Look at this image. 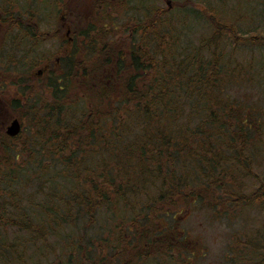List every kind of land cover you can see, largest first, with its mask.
Returning a JSON list of instances; mask_svg holds the SVG:
<instances>
[{"label": "rangeland", "instance_id": "obj_1", "mask_svg": "<svg viewBox=\"0 0 264 264\" xmlns=\"http://www.w3.org/2000/svg\"><path fill=\"white\" fill-rule=\"evenodd\" d=\"M73 1L76 3H72ZM98 1L0 0V132L5 134L4 130L10 126L13 117H17L21 123L19 137L8 136L9 139L11 138L9 140L1 135L4 139L0 138V145H12L17 148L16 153H18V144L26 141L27 135L31 138L35 134V124L38 119L43 117L40 112L44 103L54 101V85H49L50 78L56 77L58 80L57 87L61 89L63 95L60 100L68 101L72 96L82 97L83 75L91 77L90 84L108 78L117 86L116 82L121 81L117 78L118 73L120 78H124L127 72L132 73L129 66L120 72L116 71L114 63H102V54H93V52L98 47L97 43L101 38H103V42L119 39L122 41L119 44L126 46L128 40L133 36L134 26L139 24L137 22L143 21L142 24H144L150 19L151 5L160 12H165L166 9H172V12L179 9L188 10L189 13L194 11L196 16L184 13L185 21L182 22L183 31L189 35L193 42H197L201 36L206 40L204 42L206 45L210 46L212 43L211 28L205 23V16L210 17V15L203 13V8L207 3L214 11L217 9L218 18L222 15L223 19L230 21H232L231 17H234L232 12L240 11L242 20L238 26L242 33L245 36L264 37V0H169L170 7L166 3L168 0H143L142 5L136 0H118L108 1L104 6L103 4L99 6L100 2ZM185 1L186 4H184ZM90 2L93 5L90 6V11L83 15V20L72 17L68 12L70 7L74 8L77 5H82V9L86 10V3ZM240 4H245V6L242 8ZM63 9L67 10L71 25L70 35L73 37L70 48L72 54L68 58L70 65L66 68L61 59L60 64L53 66L47 75H36L38 67L49 61V63L53 62L57 56H61V58L63 56L61 47L63 43L59 38L62 36L66 39L64 29H61L59 24ZM227 11H229L228 14ZM103 12H109V16L104 20L101 19ZM223 19L220 18L222 22ZM30 20H37V29L40 32L50 30L51 35L38 37L37 41L33 38L36 36L33 31L30 34L21 33V30H31L25 25V22ZM145 26L149 29L147 31L153 29L149 24ZM59 28L61 31L56 32ZM260 42V44H242L240 46L230 42L221 50L225 54L223 59L230 63L225 70L226 76L228 75L225 92L232 95L234 100L249 106L251 111H247L246 115H249L250 120L256 124V126L247 129L248 132L245 133L247 144L243 145L241 142L243 145L241 153L246 158V171H251V175L247 178L245 176L241 182V194L245 197L255 189L259 182L264 181V40H260ZM110 43L109 45H111ZM123 47L119 49L122 51ZM87 48L89 49L87 50ZM91 48L92 50H90ZM185 49H187L185 57L190 58L191 50L187 47ZM84 58H87L86 62H84ZM155 59L157 61V64L154 63L155 71H158L160 66L168 65L167 63L160 64L159 56L155 55ZM111 60L113 62L112 57ZM145 61L143 62L146 63ZM126 62H128L127 58ZM104 64L105 67H102ZM174 66L168 67L169 72L174 71ZM168 69L165 70L167 73ZM146 78L150 80L151 77ZM143 79L141 76L138 78L139 81ZM172 79H178V77L172 74ZM27 105L33 107L34 112L28 113ZM72 109L78 111V117L81 119L82 113H84L82 102L72 105ZM207 109L201 110V118L196 120L201 125L199 130L205 132L209 127L217 133L221 127L219 130L217 129L216 124L212 122V117H217L221 111L216 106L210 107L208 111ZM5 111H8L12 117L8 119L5 129H2L1 121L6 122L8 116ZM237 116V120L245 118L244 114ZM232 123L236 122L233 120ZM191 146L200 148L199 145H196V140L195 145ZM222 146L227 150L229 145ZM141 147L149 151L145 153L147 158L144 164L146 169L148 166L150 170L152 161L150 145H136L131 154L138 155L137 151ZM26 148L32 151V145H28ZM26 148H21L25 152H19L16 160L18 165L24 166L27 163L25 156L30 154ZM44 151L46 155H49L46 149ZM65 153L66 149L55 152L52 158H57L59 160L57 162L61 164L52 163L49 169L51 173L45 176L29 173L36 171L34 166L37 167L35 160H32V164H29L30 167L27 170L30 182L24 187L17 185L18 193L21 195L19 196L21 204L17 202L15 204L13 201L14 205H12L13 202L5 196L0 200V264H94L95 260L100 262L102 258H106L107 264H142L143 261L145 264H252L251 249L249 246L243 247V243L247 241L248 233L252 234L254 230L264 226V207L255 202L242 207L243 201L236 205L237 202L233 203L232 199L228 200L225 195H222L224 187L228 186L230 182L233 183L235 178L228 179L227 176H221L223 189L215 193L209 190L208 185L204 187V190H198L197 193L201 196L202 202L194 203L193 198H188L184 205L182 200L174 205L178 198L183 199L184 192H189L191 187L193 190L194 184L202 180L197 171H190L191 181L194 184L181 188L179 193L170 197L172 190L170 186L172 185L167 175L163 178V183L167 182V187L165 190L162 189L163 193H160L155 186L159 181L153 179L154 188L147 187L146 181L149 180L145 176L146 174L123 171L122 166H115L119 161L122 163L123 159L121 158L117 159L118 161L115 160L114 163H110L108 160L106 167L100 166L99 160L97 162L95 159H91V163L87 164L90 167L82 171V153L78 152L80 161L72 158L70 162H62L60 155ZM224 155L228 156L226 160L229 162L231 160L230 152H226ZM98 158L99 156L96 157V160ZM75 162L81 163V166L77 167ZM164 162L166 161L160 158L162 171L165 168ZM42 163L46 164L47 158ZM3 167V164L0 163V168ZM128 167H133V165H128ZM220 167L223 170L224 166ZM173 169L175 168L173 167ZM94 170H102V173L106 175L105 179L113 176L117 178L116 183L124 182L125 185L129 182L130 184L122 186L124 192L121 191L122 187L104 185L108 197L105 200L99 199V203L94 208H89L83 204L84 197L80 196V192L90 186V181L96 175L92 172ZM136 175L140 176V181L134 180L133 176ZM100 181H104V179L100 177ZM73 185L75 188L72 187ZM160 195L163 198H160ZM215 197L220 203L217 210ZM149 207L152 208V212ZM220 210L221 213H216ZM51 211L54 213L51 214ZM157 214L160 217L155 220ZM121 216H123V220H127L124 221L126 227L132 226L131 223H134L133 230L122 235L121 241L119 239L115 241L114 233L119 229L117 225L122 223V220H119ZM27 217L30 220L26 219ZM66 217H71L76 223L65 224ZM130 219H132L131 223ZM153 220L155 221L153 222ZM26 223L30 226L28 227ZM160 224L164 227L163 231L170 240L174 239V235L186 238L180 242L183 250L174 256H167L162 252L156 257L154 250L157 248L153 249L151 246L152 248L150 247L146 254L149 257L145 260V255L143 261H137L135 256L140 251L142 253V248L136 243L132 245V240L134 238L138 240V234L143 231L149 232L150 236L154 235L153 230H158ZM173 225L177 226L179 232L174 233ZM124 226L122 225V227ZM42 229L47 235L43 238L44 245L39 239L41 233L38 234V231ZM99 236L106 237L108 241L102 243ZM179 239L181 240V238ZM101 243L104 252L107 253L102 254L105 256L101 255L103 253ZM120 248L122 252L119 254V258H111L110 254L118 252Z\"/></svg>", "mask_w": 264, "mask_h": 264}, {"label": "trees", "instance_id": "obj_2", "mask_svg": "<svg viewBox=\"0 0 264 264\" xmlns=\"http://www.w3.org/2000/svg\"><path fill=\"white\" fill-rule=\"evenodd\" d=\"M136 1L140 2V5L143 4V0ZM186 1L184 4H186ZM98 2H100L99 6L102 4L104 6L108 3V0H99ZM72 3L76 2L73 1ZM209 6L210 4L207 3L203 8V13L210 15V17L205 16V23L212 31L211 38L213 40L210 46L204 43L206 40L201 36L197 42H193L189 35H186L183 31L182 22L185 21L183 14L189 13L188 10L179 9L172 12V9H166L165 13L158 11L157 8L151 5L149 10L150 19L144 24H142L143 21L137 22L139 24L135 22L133 36L128 40L129 42L126 40L128 42L126 46L119 44L122 42L119 39L103 42V38H101L97 43L98 47L93 52V54H102V63H114L116 71L119 70L120 72V70H124L129 66L132 73L127 72L124 78H120L118 73L117 78L121 81L116 82L118 83L117 86L108 78L90 84L89 79L91 77L83 75L82 97L75 98L78 96H72L68 101H63L60 100L63 95L61 89L57 87L58 80L56 77L50 78L49 82L51 83L49 85H54V101L44 103L42 109L40 106V114L43 117L38 119L35 124V134L31 138L27 135L26 141L24 140L18 144V153H16L17 148L12 145H0V163L4 166L0 168V200L5 196L11 202L21 204L19 198L21 195L18 193V188L24 187L25 184L30 182L29 173L39 176L51 173L49 171L51 164L59 163L57 158H52L53 155L57 150L66 149V153L60 155L61 161L70 162L72 158L78 160V152H81L82 171L90 167L87 164L91 163V159H95L97 162L99 160V165L106 167L108 166V160L110 163H114L115 160L118 161L117 159L121 158L123 159L122 163L119 161L115 166H122L123 171L146 174L145 176L149 180L146 181L147 187L154 188L152 181H159L155 186L160 193H163L162 189L165 190L167 187V182L166 184L163 183V178L167 175L172 185L170 186L172 188L170 197H174L175 193H179L181 188L194 184L191 181L190 171H197L202 180L194 184L193 190H191V187L189 192H184L183 199L178 198L174 205L180 200L183 201L184 205L188 198H193L194 203L202 202L203 200H200L201 196L198 195L197 191L204 190L207 185L209 190L214 193L223 189V178L221 176L224 175L228 179H236L233 183L230 182L228 186H225L224 192H222V195H225L228 200L232 199L233 203L237 202L236 205L243 201L241 203L242 207L248 206L252 202L259 203L260 206L264 207V181L259 182L247 197L241 194V182L245 176L247 178L251 175V171H246V158L241 153L243 152L242 146L248 142L245 134L248 132L247 129L256 126V124L250 120L249 115H246L247 111H251L249 106L236 99L234 100L232 95L225 92L228 85V75L226 76L225 70L230 63L223 59L225 54L221 51L222 47L229 45L230 42H234L238 46L242 44H260V40H264V37L259 35L245 36L242 33L240 26H238L242 20L240 11L232 12L234 13V17H231L232 21L223 19L221 15L220 18L224 20L222 22L218 18L219 14L216 13L217 9L214 11ZM240 6L243 8L245 4H240ZM69 13L72 17L83 20V15L87 12L84 8L82 9V5H77L74 8L70 7ZM228 13L229 11H227ZM189 14L196 16L194 11ZM107 16H109V12H103L101 19L104 20ZM146 24H149L153 29L147 31L149 29L145 26ZM120 47H123L124 50L121 51ZM186 47L191 50L189 53L190 58L185 57ZM155 55L161 58L160 64L167 63L168 65L166 67L160 66L158 71H155L154 63L157 64ZM179 57L181 58L177 60ZM126 58L128 62L125 63ZM86 59L84 58V62L87 61ZM105 64L102 67H105ZM160 64L158 63V65ZM174 64L176 65L174 66ZM169 66H174L173 72H169ZM166 69H168V73L165 71ZM172 74L177 76L178 79H172ZM140 76L144 78L142 81L138 80ZM146 77L151 78L148 80ZM81 102L84 113H82L80 119L77 114L78 111L73 110L72 105L81 104ZM214 106L219 108L221 112L217 117H212V122L216 124L218 130L219 127L221 129L217 133L209 127L205 132L200 131L201 125L196 120L199 117L201 118V110ZM26 109H29L28 113L34 112L33 107H29V105ZM240 114H244L245 118L237 120V115ZM233 120L236 123H232ZM1 135L9 139L3 132H0V138L4 139ZM195 140L196 145H199L200 148L191 146L195 145ZM28 145H32V151L26 148ZM136 145H150V153H152L150 170L148 166L146 169L144 164L147 158L145 153L149 152L146 151V148L141 147L137 151L138 155L131 154ZM222 145L229 146L226 150ZM21 148H26V151H29L30 154L25 156L27 163L24 166L16 163L19 152H25ZM44 149L47 150L49 155H46ZM226 152L231 154V156L229 155L231 158L229 162L226 160L228 156L224 155ZM98 156L99 158L96 160ZM86 157L88 158L87 161ZM46 158L47 163L43 164L42 162ZM160 158L166 161L163 163L165 165L163 171ZM32 160H35L37 164V167L34 166L36 171L28 173L27 170L30 167L29 164H32ZM75 164L77 167L81 166V163L75 162ZM128 165H133V167H128ZM220 166H224L223 170ZM92 172L96 175L93 176L92 181L89 180L90 186L80 192V196L84 197L83 204L89 208H94L99 203V199L105 200L108 197L104 185L121 188L130 184L129 182L125 185L124 182L116 183L117 178L113 176L105 179L106 175L102 173V170ZM100 177L104 181H100ZM133 177L134 180L140 181V176ZM17 185H19L18 188ZM72 187L75 188V185ZM121 191L124 192V187ZM160 198H163L162 195H160ZM214 201L217 203V210L220 203L218 199ZM14 202L11 204L14 205ZM23 208L25 209L24 205ZM149 208L152 212V208ZM153 212H155L154 209ZM52 213L54 212L51 211ZM216 213H221V210L216 211ZM176 215L175 213L174 216L176 217ZM159 217L160 215L157 214L155 220ZM119 218L116 219L122 220V223L117 225L119 229L114 233L115 241L118 239L121 241L122 235L133 230L134 223L132 219L129 221L132 222V226L126 227L124 221L127 220H123V216ZM67 220L64 221L65 224L73 225L76 223L71 217H68ZM26 224L28 227L30 226V224ZM122 225L125 226L122 227ZM173 227L174 233L179 232L177 226L173 225ZM163 228L160 224L158 230H153L154 235L150 236L149 232L143 231L138 234V240L135 238L132 240V245L136 243L142 248V253L140 251L135 256V259H138L137 261H143V257L148 254L151 246L153 249L157 248L154 250V256L156 257L162 252L167 256H174V254L183 250L180 242H183L186 238L179 237V235L175 237L174 235V239L170 240ZM38 234H40L41 244L44 245L43 238L47 235H45L43 229L39 230ZM99 237L102 243L108 241L106 237ZM246 240L243 247H250L251 263L264 264V226L261 229L254 230L252 234L248 233ZM102 243L103 253H100L101 255L107 254L103 250ZM121 252L122 249L120 248L118 252L110 254L111 258H119ZM147 257L149 256L146 255L145 260ZM105 259L102 258L100 262L95 260L94 264H107ZM142 264H145L144 261Z\"/></svg>", "mask_w": 264, "mask_h": 264}, {"label": "flooded vegetation", "instance_id": "obj_3", "mask_svg": "<svg viewBox=\"0 0 264 264\" xmlns=\"http://www.w3.org/2000/svg\"><path fill=\"white\" fill-rule=\"evenodd\" d=\"M108 1H118V0H108ZM91 5H93L91 2L89 4L86 3V12H89L90 11V9H91L90 6ZM31 20L30 21H26L25 22L26 24L24 23L31 30L30 31L21 30V33L30 34V32L33 31V33H35V35H36V36L33 37L35 40H37L38 37H45V36L48 37L49 35H51L50 30L40 32L37 29L38 21L37 20L31 21ZM59 20H60V23L59 24L61 25V29H64V37L66 38V39H64V38H62V36L59 37L60 39H62V43H63V44H61L63 56H62V58H61V56H57L53 62L49 63L50 62L49 61V62H46L45 64H43L42 66L38 67V69H37V73L38 74H36V75H41V74H43V75L46 74L47 75L48 73H50V70H51V68L53 66H55V65L58 66L60 64L61 59L63 60L62 62L64 63V65L66 66V68L69 65L68 58H69V56L71 54L70 48H71V42H72V38L73 37H72V35H70V33H71V25H70L69 16L67 14V10L66 9L65 10L63 9L62 14H61ZM6 28H7V24H6ZM61 29L59 31L57 30L56 32H60ZM5 112H7V115L8 116H7V119H6L7 121L6 122L5 121H1V123H2V127L1 128L2 129H5V126H7L6 124L8 123V119L12 117V115H10V113H8V111H5Z\"/></svg>", "mask_w": 264, "mask_h": 264}, {"label": "water", "instance_id": "obj_4", "mask_svg": "<svg viewBox=\"0 0 264 264\" xmlns=\"http://www.w3.org/2000/svg\"><path fill=\"white\" fill-rule=\"evenodd\" d=\"M168 7H170V1H166ZM20 131V123L17 119H14L10 126L6 129V134L9 136H15L19 133Z\"/></svg>", "mask_w": 264, "mask_h": 264}]
</instances>
